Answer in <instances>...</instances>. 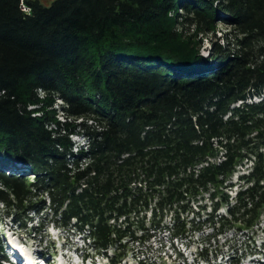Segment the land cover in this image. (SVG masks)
<instances>
[{"label": "trees", "instance_id": "1", "mask_svg": "<svg viewBox=\"0 0 264 264\" xmlns=\"http://www.w3.org/2000/svg\"><path fill=\"white\" fill-rule=\"evenodd\" d=\"M0 204L110 264L264 257V0H0Z\"/></svg>", "mask_w": 264, "mask_h": 264}, {"label": "rangeland", "instance_id": "2", "mask_svg": "<svg viewBox=\"0 0 264 264\" xmlns=\"http://www.w3.org/2000/svg\"><path fill=\"white\" fill-rule=\"evenodd\" d=\"M41 1L49 6L55 0ZM225 32L226 28L223 25L218 26L217 38L222 39ZM201 39L200 36L197 38L198 41ZM202 41L201 55L206 58L212 47V39L207 38L202 39ZM76 141L81 144L83 140L78 138ZM26 178L33 179V176ZM233 181H236V178H233ZM234 191H229V194L233 196ZM224 211L222 210L221 213ZM17 213L27 217L23 225L18 224L12 217L15 213L9 212V209L0 204V247L6 252V255L16 260L12 261L14 264H23L26 262L23 261L26 258L30 259V264H34V260L35 262L41 260L44 264H110L103 256H95L83 235L53 226L47 213H44V217L35 213H27L24 216L22 211H17ZM208 232L207 229L202 234L193 235L192 239L182 241L183 243L181 241L171 242L166 233H158L150 239L145 247H137L136 251L138 250V252H131L122 264H137L136 257L139 256V252H142L148 263L151 264H195L197 252L202 247V238ZM223 240L224 238L220 240L221 243ZM263 241L262 234H259L255 245L260 247ZM12 246L22 253L23 258L15 255ZM142 253H140L141 256ZM257 260L247 256L241 260V264H254ZM222 262L225 263L226 261L223 260ZM217 264H220L219 261ZM256 264L261 263L257 262Z\"/></svg>", "mask_w": 264, "mask_h": 264}, {"label": "bare ground", "instance_id": "3", "mask_svg": "<svg viewBox=\"0 0 264 264\" xmlns=\"http://www.w3.org/2000/svg\"><path fill=\"white\" fill-rule=\"evenodd\" d=\"M16 254L19 255V256L22 255V253H20V251L18 249L16 251ZM23 261H26L25 264H30V259L29 258H26V260H23ZM34 264H36L35 260H34Z\"/></svg>", "mask_w": 264, "mask_h": 264}, {"label": "built area", "instance_id": "4", "mask_svg": "<svg viewBox=\"0 0 264 264\" xmlns=\"http://www.w3.org/2000/svg\"><path fill=\"white\" fill-rule=\"evenodd\" d=\"M22 10L24 11V12H28L29 10L26 8V7H24V6H22Z\"/></svg>", "mask_w": 264, "mask_h": 264}]
</instances>
